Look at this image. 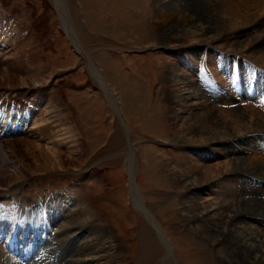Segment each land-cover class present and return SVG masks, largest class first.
Segmentation results:
<instances>
[{
  "label": "rangeland",
  "instance_id": "rangeland-1",
  "mask_svg": "<svg viewBox=\"0 0 264 264\" xmlns=\"http://www.w3.org/2000/svg\"><path fill=\"white\" fill-rule=\"evenodd\" d=\"M65 1L78 42L71 33L68 34L67 28L63 25L60 18L62 13L60 11L59 14L55 0H0V14L10 17L22 28L21 32H17L11 27L5 29L2 34L5 36L3 40H8L9 43L8 46L5 45V41L0 44V49L1 47L4 49L0 51V68L7 72L4 75L8 72H10L9 75H14L9 82L5 81L0 73L2 103L8 105L20 97L19 99L25 98L23 99L25 102L35 104L40 94H44L43 101L46 102L48 98H55L62 109L66 108L69 115L71 114V119L73 123L75 122L76 136L78 135L76 138L82 143L77 153L65 152L66 165L57 162L56 168L52 170L34 173L29 178H23L22 180L25 181L23 183L20 180L21 183L17 184L22 187L18 190V194H8L5 190L6 186H0V210H5L11 200L18 199L19 204L27 200L29 203L22 209L26 212L21 215L28 213L27 221L30 226L39 217V222L47 228L46 219H43L45 217L43 209L48 212V208L44 206L45 203L51 200L56 203L55 196L65 195L67 203L64 205L71 208L72 213H82L78 224L62 230L67 232L65 235H53L54 231H50L43 236L42 241L41 239L38 241V244L27 246L32 251L30 250V254L25 257H22V253L17 249H3L4 257L3 259L0 257V264H73V262L84 264L82 259L89 256H86L87 253L81 254L79 263L77 256L79 250L72 251L71 248H74L72 245H83L82 242L91 238L95 232L98 234L101 249L105 245L110 250L103 254L104 259L101 264H158L165 252L158 229L164 231L174 257L166 264H220L215 256V250L198 241L190 234L189 229L185 228L179 213L184 193L177 194L164 167L166 162L183 167L182 161L185 154L183 156L182 149L172 139L166 138L165 134L167 133L166 122H171L170 104L166 99L169 94L166 90L170 89L167 84L169 72L166 71V64L169 66L171 61H174L170 58L172 52L169 49L166 50V47L158 41L160 29L156 30L151 23V16L157 13V9L151 10L149 2L153 4L156 1L160 5L172 2L179 8L182 5L177 3V0ZM136 1L140 5L136 4ZM126 22L136 25L138 30L135 32L136 27H128ZM255 29L252 30L254 35L262 32L260 28ZM16 41L24 49L31 50L34 60H26L30 55L29 50H17L18 57L12 56L16 49L14 47ZM78 43L88 47L92 60L104 73L103 76L110 87L112 88L113 83L117 88L115 91L119 102L117 111L109 103L101 87L100 79L91 72L85 58L78 50ZM155 43V46L150 45ZM219 55L221 56L218 58L225 59L222 54ZM239 56L236 60L239 62L237 67L235 62L229 59L231 62L229 61V66L227 65L225 76L218 73L217 78L212 75L216 83L220 85L214 84L221 86V90L227 91L228 88L231 90L225 94L231 100L222 99V101L208 96L210 103L214 104L218 110L229 111L227 109L241 107L247 114H250V111H259L264 114L263 101L254 98L243 101L242 99L246 97L243 94L239 98V93L247 91L254 93L253 88H248L250 82L248 83L247 79L254 81L255 84L264 82V53L254 51L251 58L254 66L249 69L241 66L248 59ZM19 59L22 62H19ZM198 60H201V57ZM39 64L43 67L40 72H38ZM253 70H259L258 80L257 75L252 74ZM187 73L190 76L193 75L191 77L200 83L203 89L205 79L198 78L194 71H187ZM22 79L36 80L39 84L45 83V87L38 86L29 92L28 86L19 85ZM220 80L233 81L234 84L237 82L235 84L237 86L226 85ZM241 81L245 84V86L242 85L244 87L242 91L238 89ZM208 89H210L209 93L216 92L215 88L208 87ZM258 89L260 90V87H257V93L260 94ZM12 103L14 104V101ZM42 110L45 111L44 107ZM18 112L22 115L26 113L28 118L22 116V124L16 126L20 127L16 138L34 135L32 130L45 124L39 117L38 109L29 106L13 112L10 115L11 121H17ZM2 126L3 122L0 119V129ZM63 126V121H58L51 124V129H62ZM252 133L245 136L244 146H250L248 139L250 135H253ZM46 138L44 140L41 138L42 141L34 138L32 142L38 141L37 143L45 148L54 147L57 150V144L53 143L55 139L46 140ZM257 138L258 143L254 142L251 145L254 149L256 146L262 147L260 144H263L264 133ZM129 144L132 149L130 155L124 150ZM24 145L25 147H19L17 151L20 148H26L28 142L25 141ZM30 148L32 149L33 146ZM8 149L10 150L11 147L9 146ZM206 153L204 151L203 155ZM189 154L192 155L191 157L195 156L192 153ZM44 155L50 158L46 152ZM215 155L209 154L206 159ZM221 160L222 156L213 159L210 163L215 165ZM16 161L36 162L33 157L18 158ZM13 171V168L4 167L1 174L9 175ZM227 173L220 170L216 178L225 187L231 184ZM244 180L242 177L238 181L240 188ZM259 181L261 183L251 185L250 188L263 196L264 182ZM131 185L135 187L139 196L138 203L131 199ZM216 186L213 185L211 189H217ZM207 195L212 198L211 191ZM228 197L233 199L231 195ZM70 201L73 203L69 204ZM40 204L44 206L43 209L40 208ZM73 205L76 207H72ZM34 207L39 209L33 215ZM145 209L152 213L154 221L150 220ZM156 221L159 228L156 226ZM21 222L19 220V223ZM62 222L63 219L56 223L61 225ZM79 227H82L79 235L82 232L83 234L78 236V241L76 240L72 245L67 241L64 244V238L73 240L70 234ZM42 231L47 232L44 228ZM6 236H9V233ZM0 242L3 246V240L0 239Z\"/></svg>",
  "mask_w": 264,
  "mask_h": 264
},
{
  "label": "bare ground",
  "instance_id": "bare-ground-1",
  "mask_svg": "<svg viewBox=\"0 0 264 264\" xmlns=\"http://www.w3.org/2000/svg\"><path fill=\"white\" fill-rule=\"evenodd\" d=\"M155 2L153 4L149 2V7H152L151 10L157 9V13L151 16V23L156 30L160 29L158 30V41L161 42L163 47H166V50L169 49L172 52L170 58L174 61H171L169 66L165 63L166 71L169 72L167 84L170 87V89L166 90L169 94L167 95L166 93L167 98H165L170 104L169 116L171 117V122H166L167 133L165 134L166 138L172 139L182 149L185 157L182 161L184 163L183 167L176 166L177 164L170 165L167 162L164 167H166L167 176L169 175L177 194L184 193L179 210L181 221L184 223L185 228L189 229L190 234L198 241L215 250V256L220 264H264V195H259L250 188L251 185L261 183L259 180L264 182V151L260 152L264 150V141L263 144H260L262 146L260 148L258 146L255 149L251 147L254 142L258 143V135L264 133V114L259 111H250L251 113L247 114L241 107L227 109L230 112L226 110L225 112L224 109L218 110L214 104L210 103V98L212 99V97L221 100L230 99L225 94L231 92V90L229 88L226 89L227 91L221 90L220 84L216 83V79L212 77V75L216 76L218 73L225 76L224 73L229 66V59L233 60L236 66L239 64V62H236L237 56H244L250 61L246 60V63L241 66L244 69H249L254 66L251 61L254 51L264 53V0H177V3L182 5L180 8L172 2L163 5ZM135 3L140 5L138 1ZM55 4L59 14L60 11L62 13L60 18L65 28H67L68 34L71 33L78 42L70 15L67 12L66 1L55 0ZM126 24L128 27H136L130 22H126ZM11 27L17 32L22 31L20 25L14 23L10 17L0 14V44L5 41L3 40L5 36H2L4 30ZM117 27L122 28L120 26ZM255 28H260L262 32L258 35L252 34V30ZM137 30L138 27L134 28L135 32ZM8 43V40L5 41L6 46H8ZM15 43L14 47L16 49L12 56H17V50H29L30 55L26 60H34L30 49H24L18 41ZM150 45L155 46L156 43ZM2 50L4 51L1 47L0 51ZM78 50L85 58L91 72L100 79L101 87L109 103L117 111L119 106L115 92L117 88H115L113 83L111 85L113 89L110 87L103 76L104 73L92 60L90 50H88V47L86 48V45L81 46L78 43ZM219 54H222L225 59L218 58L221 56ZM247 55L249 58L246 57ZM199 57H201V60H198ZM19 62L22 61L20 60ZM39 67L38 72L41 71V68L43 69L40 64ZM184 69L188 72L194 71L198 78L205 79L204 84L201 82L205 93L201 89L200 83H197L191 77L193 75L190 76L187 71L185 73ZM0 73L5 81L10 82L14 78V75H9L10 72L4 75L7 73L5 69L0 68ZM253 73L257 75L258 80L260 76L259 70H253ZM245 75L248 76L247 73ZM17 78L19 79V77ZM29 81L32 80H23L19 85L28 86L29 92L38 86L41 88L45 87V83L39 84L36 80ZM220 81L226 85L237 84V82L234 84L233 81ZM247 82H250L248 88H253L254 93L249 91L239 93V98L243 94L246 96L244 97L245 99L241 98L243 101H247L246 99L248 98H254L264 102V82L255 84L254 81L248 79ZM214 83L219 85L217 86ZM239 84L238 89L242 91L244 82L241 81ZM208 87L215 88L216 92L213 94L209 93L208 90L210 91V89ZM257 87H260V90L258 89L260 94L257 93ZM38 96V101H35V104L34 102H25L23 100L25 98L19 99V97L16 101L13 100L14 104L12 101L5 105L2 103L3 100L0 99V119L3 122V126L0 129V186L5 185V190L8 194H18V190L22 186L17 183H21L20 180L23 178H29L34 173L38 174L39 171L52 170L56 168L57 162L63 163V165L65 163L66 165L65 152L68 151L69 154L77 153L80 147L81 141L76 138L78 135L76 136L74 128L75 122L73 123L72 116H70L71 114L69 115L68 110L66 108L62 109L55 98H48L49 100L46 102L43 101L44 94ZM134 101L136 100L134 99ZM225 105L227 104L225 103ZM24 106L38 109L39 117L45 124L34 128L32 130L34 135L29 134L25 137L16 138V134L20 129V127L17 128L16 126L22 124V116H26V113L22 115L21 112H18L17 121H11L10 115ZM43 107L45 111L42 110ZM262 108L264 111V103ZM162 111L165 113L164 109ZM58 121H63V128L51 129V124ZM250 132H253V135H250L248 139L250 146L246 147L244 146L245 136H248ZM45 136L55 139L52 141L57 144V150L54 147V150L50 147L45 148V146L37 143ZM34 138L38 141L32 142ZM48 138L46 140H49ZM25 141L28 142L26 148H20L17 151L19 147H25ZM45 143L47 144V142ZM130 144L124 149L129 155L132 152ZM9 146L11 147L10 150L8 149ZM31 146H33L32 149L30 148ZM204 151L207 152L205 155H203ZM44 152L50 158L44 155ZM189 153L195 156L191 157L192 155ZM209 154L216 155L206 159ZM216 156H222L221 162L215 165L211 164L210 162L217 158ZM24 157H33L36 162L22 163L16 161L18 158ZM4 167L13 168V173L9 172V175L2 176L1 173ZM220 170L228 172L227 175L231 183L229 187H225L216 180ZM242 177L245 180L240 188L238 181ZM23 182L25 181L22 180ZM213 185H217V189H211ZM209 191H211L212 198L207 195ZM228 195H231L233 199H229ZM64 196H55L54 200L57 201L56 203L52 202V200L50 201L51 203L47 201L44 206L48 208V212L40 204V208L44 211L45 217L43 219H46L47 228L39 222V217L30 226L27 221L28 213L21 215L26 212L22 209L29 203L27 200L22 201L24 205L19 204L18 199L11 200L5 210L1 209L0 239L3 240V246L0 245V257L3 259V249L7 248L9 250H19L22 253V257H25L30 254L31 250L27 246H31L34 243L38 244V241L40 239L42 241L44 239L43 236L48 232L54 231L52 232L53 235L63 236L67 233L62 231L63 229L78 224L82 212L72 213V209L64 205L67 203V197L65 199ZM130 196L134 202L138 203L140 201L133 185L130 186ZM71 203L73 201H70L69 204ZM77 204L80 205V203ZM35 207L32 208L33 215L39 209V207ZM72 207L76 206L73 205ZM67 211L69 212L66 214ZM145 212L150 220L154 221L152 213L147 209H145ZM62 219V224L58 225L56 222H60ZM19 220L22 222L19 223ZM156 226L159 228L157 221ZM43 228L47 230L46 233L42 231ZM80 229L82 227L70 234L73 236V240L64 238V244L66 241L71 245L75 243L78 236L83 234L82 232L79 235ZM163 232L158 229L165 249L158 264H166L174 259L169 242ZM8 233L9 236H6ZM82 243L83 245L80 246H74L73 244L74 248H71L74 252L75 249L79 250L77 253L79 263L81 254L85 255L87 253L86 256L89 257L82 259L84 264H101L104 259L103 254L110 252L105 245L101 249L96 232L91 235V238Z\"/></svg>",
  "mask_w": 264,
  "mask_h": 264
}]
</instances>
